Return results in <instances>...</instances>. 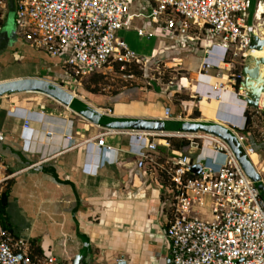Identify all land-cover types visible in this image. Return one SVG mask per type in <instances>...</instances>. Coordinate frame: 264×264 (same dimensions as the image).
Returning a JSON list of instances; mask_svg holds the SVG:
<instances>
[{
  "label": "crops",
  "instance_id": "obj_1",
  "mask_svg": "<svg viewBox=\"0 0 264 264\" xmlns=\"http://www.w3.org/2000/svg\"><path fill=\"white\" fill-rule=\"evenodd\" d=\"M134 25L140 28L141 20L135 19ZM147 31L151 36L139 37L152 39L162 29L150 23ZM161 40L152 45L146 58L157 53ZM29 49L34 50L15 34L0 33V82L35 77L64 84L59 60L48 54V58L29 57L33 64L29 74H1L4 65L26 61L22 52ZM259 51L251 54L257 58ZM176 53L191 81L187 96H181L185 89L170 92L156 86L77 96L113 118L164 121L167 130L161 134L171 142L168 146L160 142L151 152L155 164L136 153L131 142L135 131L102 128L37 92L0 97V179L7 176L0 183V192L6 189L4 216L11 235L27 240L32 260L54 257L61 264H169V243L164 237L170 217L169 184L159 166L180 153L191 158L201 154L217 162L223 159L208 149L189 144L179 147L184 138L173 135L178 133V123H245L244 104L237 96L227 88L219 95L201 81L204 50L189 46ZM166 108L169 116L164 114ZM101 136L103 146H97ZM254 144L264 153V136L254 138Z\"/></svg>",
  "mask_w": 264,
  "mask_h": 264
},
{
  "label": "built area",
  "instance_id": "obj_2",
  "mask_svg": "<svg viewBox=\"0 0 264 264\" xmlns=\"http://www.w3.org/2000/svg\"><path fill=\"white\" fill-rule=\"evenodd\" d=\"M6 1L0 0V5ZM13 1L17 36L29 47L44 50L59 60L63 78L74 77V81H64L71 91L63 83L55 84L73 96L84 78L112 68L115 62L141 64L166 52L194 46L206 53L199 70L201 81L218 94L227 88L246 99L251 91L243 85L248 79L243 69L252 68L254 61H259L258 80L252 81L255 88L261 89L257 106L249 108L241 101L245 123L227 124V128L264 187V159L253 161L254 138L246 125L248 110L264 111V62H260L264 58L251 54L264 48V43L257 44L264 42V12L257 14L264 0H256L251 24H248L250 0H147L148 7L141 0ZM135 19L141 20L140 28L134 25ZM150 23L162 29L163 38L157 53L146 59L130 50L119 32L133 29L138 36H151L147 31ZM208 71H214L213 75ZM211 79L216 82L211 83ZM156 87L170 92L185 89L172 81ZM164 112L165 116L170 115L169 109ZM201 134L173 135L187 139L195 149L221 154V162L201 154L191 158L180 153L159 166L169 184L170 217L164 229L169 243V264H264L262 192L222 139ZM166 138L159 132L135 131L131 142L141 158L155 164L151 152L160 142L168 146ZM96 145L103 146L102 136L96 139ZM195 164L200 166L199 173L192 171ZM6 179L7 176L2 177L0 183ZM27 246L26 239L13 237L0 225V264H61L54 257L32 260Z\"/></svg>",
  "mask_w": 264,
  "mask_h": 264
},
{
  "label": "rangeland",
  "instance_id": "obj_3",
  "mask_svg": "<svg viewBox=\"0 0 264 264\" xmlns=\"http://www.w3.org/2000/svg\"><path fill=\"white\" fill-rule=\"evenodd\" d=\"M10 1L12 2L13 0ZM141 1H143V4H145L146 7L149 6V2L147 0ZM255 3L256 0H250V8L248 9V24L252 23V15L255 8ZM8 4L9 2L7 0L0 5V33H13L17 36V26L15 23V7L9 9ZM261 7L262 4H260L258 7V15L261 14ZM8 9L9 11L7 12ZM119 36L124 40L130 50L134 51L140 57H145L148 53L152 52V45L158 39L163 38V32H158L157 37H153L152 39L139 37L134 30H121L119 32ZM17 37H19V35ZM22 54L23 60L26 61L14 62V65L11 64L9 67H6V65H4L1 72L3 76H11L15 74L24 75L31 73V71L33 70V64L29 62L30 56L39 55L43 58H48L47 53L44 50L37 52L35 49H29L23 51ZM180 56L181 55L176 52H166L162 55H158L154 59V61L144 60L141 64L134 63L136 65V72L133 74H124L120 71H115L113 68H104L101 70V72L104 74V77L101 83L96 87L97 92L92 94L110 95L129 87H139L145 89L153 88V86L163 87L166 86L170 81H172L183 86L186 90L184 92L186 93H181L183 94L181 96H187L185 94L189 92L188 87L191 85V81L189 78V74L187 73V68H184L183 63L180 64V62L177 61ZM86 78H84L83 81H81V83L77 85L78 90H75V97H81L83 93H88L86 92L85 88L86 84L88 83ZM66 80V78H63L62 81ZM68 80L69 82H73L74 77H70V79ZM92 86L93 85H91V87ZM44 97L50 99L49 97ZM247 112L251 118V130L253 131V136L256 140H260L264 136V111L256 113L253 110H248ZM244 134L246 135V132H244ZM258 146L259 145H255L256 154L254 155V160L256 162H262L264 159V153L262 149L258 148ZM262 177L264 178V174H262ZM206 209H208V203Z\"/></svg>",
  "mask_w": 264,
  "mask_h": 264
},
{
  "label": "water",
  "instance_id": "obj_4",
  "mask_svg": "<svg viewBox=\"0 0 264 264\" xmlns=\"http://www.w3.org/2000/svg\"><path fill=\"white\" fill-rule=\"evenodd\" d=\"M263 41H257L259 46L263 45ZM260 62H264L261 59ZM255 66L252 68L245 67L243 69L244 74L248 79L243 82L244 86H248L250 89V98L244 99L239 96V100L246 102L247 107L256 108L257 98L260 93L259 88H255L252 84L253 80H258L257 65L259 61H254ZM24 92H37L43 94L63 106H67L75 114L83 117L92 124L107 129L117 130H132V131H144V132H165L167 130L164 121L153 119H121L113 118L105 115L94 108H91L87 104L81 102L77 97L73 96L70 92L64 90L59 85L50 82L42 78H18L0 82V97L6 94L24 93ZM178 132L194 134L202 132L210 135H214L222 139L232 150L235 158L243 169L244 173L252 181L256 182V187L262 192L264 197V187L259 182L260 177L256 173L254 167L244 153L240 150L234 136L227 128V125L217 124L213 122L205 121H190L184 120L178 123ZM194 173H199L200 166L195 164L192 166Z\"/></svg>",
  "mask_w": 264,
  "mask_h": 264
},
{
  "label": "trees",
  "instance_id": "obj_5",
  "mask_svg": "<svg viewBox=\"0 0 264 264\" xmlns=\"http://www.w3.org/2000/svg\"><path fill=\"white\" fill-rule=\"evenodd\" d=\"M12 8H13V1L12 2L10 1L9 2V9H12ZM0 30H1V26H0ZM112 68L115 71H120L124 74H133L136 72L135 71L136 65L134 63H118V62H115L112 64ZM103 77H104V74L102 72H95V73L89 75L86 78V80L88 81V83L85 86L86 92L96 93L97 92L96 87L101 83ZM91 85H93V86L91 87ZM183 98H185V97H183ZM246 123H247L246 124L247 128L252 129L251 118L248 115V112L246 113ZM166 139H167L168 144L170 145L171 139L170 138H166ZM188 144H189V141L187 139H181V142L179 143V147H184V146H187ZM5 204H6V189H3L0 192V225L5 230L9 231V226H8L7 221L5 219V216H4Z\"/></svg>",
  "mask_w": 264,
  "mask_h": 264
},
{
  "label": "bare ground",
  "instance_id": "obj_6",
  "mask_svg": "<svg viewBox=\"0 0 264 264\" xmlns=\"http://www.w3.org/2000/svg\"><path fill=\"white\" fill-rule=\"evenodd\" d=\"M260 13L264 12V5H262V7L260 8ZM259 21V19L257 20ZM257 50H253L252 52H255ZM257 58H264V48L260 49V51L258 52V57ZM254 156V155H252ZM255 162V160H253Z\"/></svg>",
  "mask_w": 264,
  "mask_h": 264
}]
</instances>
